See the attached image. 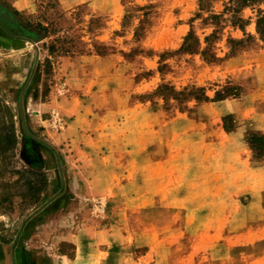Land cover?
<instances>
[{
    "label": "rangeland",
    "instance_id": "rangeland-1",
    "mask_svg": "<svg viewBox=\"0 0 264 264\" xmlns=\"http://www.w3.org/2000/svg\"><path fill=\"white\" fill-rule=\"evenodd\" d=\"M228 2L0 0V231L64 264H264V4L242 32Z\"/></svg>",
    "mask_w": 264,
    "mask_h": 264
},
{
    "label": "trees",
    "instance_id": "trees-1",
    "mask_svg": "<svg viewBox=\"0 0 264 264\" xmlns=\"http://www.w3.org/2000/svg\"><path fill=\"white\" fill-rule=\"evenodd\" d=\"M257 4H264V0H229L228 4L225 7L224 14H232V26L238 27L242 32L246 27L245 20L239 17V14L246 8L255 6ZM220 16H214V18H220ZM46 31V30H45ZM255 31L258 35L259 39L264 42V11H258L256 21H255ZM231 43L238 45L241 44L242 41L231 40ZM199 47L198 40H195L193 34H190L183 43L181 47V51L183 52H194L195 49ZM216 98L220 97V94H216ZM202 101H209V98L202 93L199 98ZM17 132L14 126L2 127L0 128V151H2L5 147L8 149H15L17 146ZM250 144L252 149L255 151L257 155L264 154V136L258 134L250 135ZM31 151L27 150V156L31 157ZM4 239L1 237V241Z\"/></svg>",
    "mask_w": 264,
    "mask_h": 264
},
{
    "label": "crops",
    "instance_id": "crops-1",
    "mask_svg": "<svg viewBox=\"0 0 264 264\" xmlns=\"http://www.w3.org/2000/svg\"><path fill=\"white\" fill-rule=\"evenodd\" d=\"M40 118V122L38 120ZM36 118V127H41L44 123L40 116ZM41 123V124H39ZM39 234L41 230L37 229ZM1 237L4 239L3 243ZM18 238V232L14 230L0 231V264H49L46 262L47 255L53 258V264H64L71 262L67 256H52L48 252H37L33 248L25 247V242L29 238V235H20ZM64 243H71L73 240L70 238L63 239ZM16 242V243H15ZM74 242V241H73ZM15 244V247H14ZM45 255V256H44Z\"/></svg>",
    "mask_w": 264,
    "mask_h": 264
}]
</instances>
